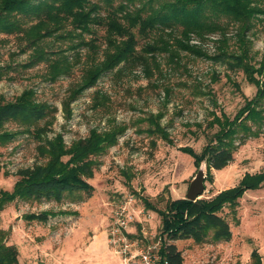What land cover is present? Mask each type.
Returning <instances> with one entry per match:
<instances>
[{
    "label": "rangeland",
    "instance_id": "1",
    "mask_svg": "<svg viewBox=\"0 0 264 264\" xmlns=\"http://www.w3.org/2000/svg\"><path fill=\"white\" fill-rule=\"evenodd\" d=\"M253 3L264 10V0ZM259 18L244 34L246 62L253 70L264 64V15ZM15 20L20 26L13 33L0 34V67L5 71L0 102H13L29 91L50 113L35 124L10 122L0 128V136H11L0 140V191H12L19 169L46 161L39 150L45 140L59 135L68 147L91 133L115 134V142L91 158L97 164L86 179L93 187L90 197L80 193L75 203L69 197L60 203L16 199L0 210V238L15 247L18 264H122L108 245L110 255L102 251L99 240L111 209L126 194L141 207L147 203L162 212L168 199H184L200 169L205 175L200 198L205 199L236 186L246 174L264 170V99L256 109L261 118L246 121V139L232 143L233 160L222 170L210 171L212 182L205 163H195L186 153L201 152L218 130L214 119L232 120L256 97V86L241 68L231 70L210 59L219 50L238 52L234 30L224 37L191 38L193 52L170 49L151 57H143L147 40L137 37L132 63L109 67L102 66L104 53H113L104 43V30L92 26L82 33L69 22L36 29V18ZM140 57L147 63H140ZM252 76L262 81L257 73ZM35 129L41 131L39 140ZM145 211L151 215L145 223L148 230L158 234L160 216ZM40 212L52 215L49 224L26 220ZM223 214L230 224V242L217 248L216 243L181 240L176 247L183 264H264V181L239 200L238 225L228 207ZM70 226L77 227L74 237L58 247L49 237L51 230ZM28 236L38 237L37 244Z\"/></svg>",
    "mask_w": 264,
    "mask_h": 264
},
{
    "label": "trees",
    "instance_id": "2",
    "mask_svg": "<svg viewBox=\"0 0 264 264\" xmlns=\"http://www.w3.org/2000/svg\"><path fill=\"white\" fill-rule=\"evenodd\" d=\"M260 15H264V10L253 0H0V34L13 33L20 26L16 17L36 18V29L45 26L43 29L47 30L49 24L55 23L58 27L62 22H69L85 33L94 26L104 30V43L113 52L111 55L104 53L102 66L111 67L115 63H132L131 60L136 58L137 37L147 40L141 49L143 57H151L170 49L193 52L188 44L191 38L224 37L229 29L234 30L239 53L219 50L210 59L231 70L241 68L247 81L256 86L257 94L232 120L223 116L214 119L218 130L208 138L199 154L186 151L195 163H205L207 180L212 182L210 171L222 170L233 160L236 148L232 143L239 145L246 139L249 133L246 121L257 123L261 118L256 109L262 106L259 101L264 99V64L258 70L249 66L244 41L248 27L254 19H260ZM140 63L147 62L140 57ZM4 72L0 67V76ZM252 73H257L262 81L255 80ZM49 113V109L35 103L27 91L13 102H0V128L10 122L35 124L47 119ZM33 131L39 140L41 131ZM0 137V140L11 138L10 135ZM114 142L115 134L95 133L68 147L59 135L45 140L39 150L46 161L16 172L17 180L12 191H0V210L16 199L60 203L69 197V202L75 203L80 201V193L90 197L93 187L86 179L97 164L91 158L100 155ZM263 181L264 170L246 174L236 186L222 190L210 199H168L162 212L144 203L145 210L160 216L159 233L165 238L162 254L168 263L183 264L175 241L191 240L195 244L229 242L231 228L223 209H230L232 220L238 225L236 208L239 200L247 191L257 190ZM51 217L48 212H40L28 215L26 220L50 223ZM251 256L254 257L255 253ZM258 261L256 264H261ZM0 264H18L15 247L6 244L3 237L0 238Z\"/></svg>",
    "mask_w": 264,
    "mask_h": 264
},
{
    "label": "built area",
    "instance_id": "3",
    "mask_svg": "<svg viewBox=\"0 0 264 264\" xmlns=\"http://www.w3.org/2000/svg\"><path fill=\"white\" fill-rule=\"evenodd\" d=\"M151 215L130 194L119 199L111 209L106 227V241L122 264H169L162 250L165 238L148 230Z\"/></svg>",
    "mask_w": 264,
    "mask_h": 264
},
{
    "label": "crops",
    "instance_id": "4",
    "mask_svg": "<svg viewBox=\"0 0 264 264\" xmlns=\"http://www.w3.org/2000/svg\"><path fill=\"white\" fill-rule=\"evenodd\" d=\"M51 227H53V226H51ZM76 229H77V227L73 228L72 226L60 228V229H57V230H55V228H53L52 230L50 229L52 235H49V237H51L52 241H54V243H56V245H58V247H59V245H61V247H62V245H68L69 240H71L74 237ZM100 232H101L100 235L102 234V238H101L102 240L101 241L99 240V245L101 244L100 246H101L102 251H104V253L107 252L110 255V252H109L108 247H107L106 231H105V229H102ZM46 234H47V232H45V235ZM100 235L98 236V239H99V237H101ZM28 237H29V241L31 243H33L34 245L37 244L36 240H37L38 237H36V236H34V237L33 236H28ZM40 238L45 240L47 238V236L46 237L41 236ZM94 238H95V236L89 237V239H94ZM91 241H93V240H90V242ZM178 242H180V241H175L174 244L177 246ZM226 243H228V242H226ZM216 244H217L216 245L217 248H222L223 247L222 246L223 243H216ZM91 247H92L91 248L92 250L95 249V248H93V246H91ZM96 247H98V245Z\"/></svg>",
    "mask_w": 264,
    "mask_h": 264
},
{
    "label": "water",
    "instance_id": "5",
    "mask_svg": "<svg viewBox=\"0 0 264 264\" xmlns=\"http://www.w3.org/2000/svg\"><path fill=\"white\" fill-rule=\"evenodd\" d=\"M205 175L200 169L195 178L190 182L185 199L195 201L200 198L204 192Z\"/></svg>",
    "mask_w": 264,
    "mask_h": 264
}]
</instances>
